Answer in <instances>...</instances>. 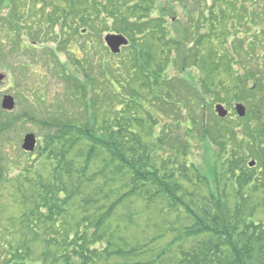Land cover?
<instances>
[{
    "label": "trees",
    "instance_id": "trees-1",
    "mask_svg": "<svg viewBox=\"0 0 264 264\" xmlns=\"http://www.w3.org/2000/svg\"><path fill=\"white\" fill-rule=\"evenodd\" d=\"M208 1L0 0V63L12 68L10 53L51 42V56L21 66L53 63L64 90L43 109L36 94L24 113L45 132L35 160L13 161L21 213L7 225L0 264H264V41L252 48L264 36L263 7ZM179 9L186 21L175 20ZM104 32L130 42L123 73ZM181 73L199 102L179 105L181 121L169 107L149 112L147 98L177 108L164 88ZM232 97L248 105L244 127L209 125L206 109L213 120L211 103ZM207 127L218 149L213 182L188 159L195 129Z\"/></svg>",
    "mask_w": 264,
    "mask_h": 264
},
{
    "label": "rangeland",
    "instance_id": "rangeland-1",
    "mask_svg": "<svg viewBox=\"0 0 264 264\" xmlns=\"http://www.w3.org/2000/svg\"><path fill=\"white\" fill-rule=\"evenodd\" d=\"M194 0H190V3L192 4ZM212 0H209L208 2L204 3V5L210 6ZM261 5L263 7L262 10H259V13L264 14V0H260ZM179 12L181 14H177V18L175 20H183V16L185 15V21H186V13L179 9ZM253 14H258V13H251ZM183 15V16H182ZM247 16V15H246ZM260 23L259 21H257ZM172 23V22H171ZM250 23H253V21ZM170 24V23H169ZM262 27L264 28V22H262ZM260 27V30H263V28ZM111 35H116L111 32H104L103 33V40L106 37L111 36ZM181 34H178L177 36H180ZM262 39H255L253 38L252 41V48H258L260 45H262V41H264V36H261ZM27 39L25 41L26 47H29L30 44L27 43ZM193 42L190 43V46L192 45ZM257 45V46H256ZM51 48H56L55 44L49 42L47 43V47H42L40 49H36V54H30L31 52L21 51V52H12L9 54L11 58H9V62L7 64L10 67L9 69L6 68L3 63H0V76L2 79L0 80V254L6 250V243H7V238H6V231H7V225H10L12 222H17L18 216L21 213L20 208L16 207L13 203V200L11 199L13 192V186L15 184V179L17 177V173H15L16 166L15 164L18 163V159H21L23 163H30L31 160H35L37 157V150L34 153H25L22 150V145H23V140L24 137L27 134H35L38 143L40 145V142L42 140V135L44 130L40 129V126H37L36 123H33L32 121L30 122L29 120L24 119V113L25 112H31V107H33V99L34 96H37L36 94H40L41 97L39 99H34V101L38 104V107L40 109H43L47 106H53L57 100H61V97L64 93L63 87L57 83L59 78L57 77L56 73H60L57 69L56 71V65L53 63L51 64V68L49 67L48 64V71L46 70L45 67H42L40 62V65L37 66H32L31 68L28 67H22L21 65H24V62L30 61L32 58H38L43 55L49 54L51 56ZM190 48V47H189ZM56 50V49H54ZM260 50V49H259ZM262 51V49H261ZM264 53V51H263ZM191 53H188L189 57L188 59L190 61H193L190 59L192 56H190ZM126 51L125 49L122 50V53L118 56H115V60L118 63L117 65L119 66L121 72H124V66L123 62H121L123 59L126 58ZM58 58L61 59L62 61L66 62L67 65L73 70H75V64L72 61H69L68 55L65 54H57ZM252 58H255V55H252ZM14 59V61H13ZM180 61V59H178ZM6 63V62H4ZM16 64V66H13L11 64ZM20 67L23 68V70H20ZM68 67V66H67ZM126 68H128L126 66ZM184 73H181L179 76H173L169 75V78L166 79L167 83H165V91L171 90L173 98L172 104L176 105L177 108L173 109L171 105H165L164 108L158 107L156 101L158 102L159 100H154L147 98L145 100V104L147 105L146 108L151 111H160L164 112L167 110V107L171 108L169 111L173 113H179V121H181L180 117V109L181 107L179 105H183L184 100L186 101H193L194 105L195 102H199L200 98L194 97L195 88L194 84L192 83L191 79L187 77V73L185 75H182ZM36 75L43 76V79L37 78ZM41 82H43L41 84ZM178 85L177 93L178 96H175V92L171 89L173 85ZM179 89H181L179 91ZM123 93V92H122ZM124 94V93H123ZM198 95V94H196ZM6 96L13 97L15 100V108L12 110V112L6 111L2 107V100ZM184 96L186 98H184ZM124 98V95H121L118 97L119 100H122ZM144 104V102H142ZM211 111H214L215 104L211 103ZM246 106L245 101L242 99H237V98H231L228 101L223 103V108L225 110L229 111V116L224 119L220 120L219 118L217 119L216 117L210 116V109H206L207 112V121L208 124L211 125L215 122V119H217L216 125L219 124V126L223 129L230 128L232 130L237 131L238 129H241L244 127V124L242 123L240 126H237L238 122H240V118L236 117V114L234 112V108L236 106ZM243 104V105H242ZM193 105V106H194ZM248 106V105H247ZM37 108V107H34ZM38 109V108H37ZM119 110L121 107L118 108ZM39 110V109H38ZM142 110V109H140ZM78 111V109L76 110ZM195 110L193 107L189 106L187 108V119L190 118H195L194 116ZM13 117H16L19 121L18 123H8V121ZM177 118V119H178ZM164 124V123H162ZM215 125V126H216ZM179 130L182 131L183 133V128L181 125H177ZM214 127V125H213ZM212 127H207L203 129H195V137L196 139L192 140V145L189 146L188 148V159L189 163H195L199 169V173L203 178H207L208 180H211L213 182V164L217 163V146L213 143V133L209 131V129ZM161 129V128H160ZM5 130L4 132H2ZM156 133H158V130H155ZM198 131V132H197ZM148 130L145 132L147 133ZM192 132H190L191 134ZM179 141H182L181 139ZM178 141V142H179ZM184 144L185 142L182 141ZM13 161H16L15 164H13ZM256 161L254 158L249 157L247 159V162H252ZM12 162V163H10ZM258 163V162H257ZM259 165V164H258ZM257 165V166H258ZM170 167V166H169ZM171 168V167H170ZM15 171V172H14ZM14 196V195H13ZM10 209V213L8 210ZM146 213H149L145 211ZM13 218H10L12 217ZM8 219H13L11 221H8ZM2 258L0 257V262H2Z\"/></svg>",
    "mask_w": 264,
    "mask_h": 264
},
{
    "label": "water",
    "instance_id": "water-1",
    "mask_svg": "<svg viewBox=\"0 0 264 264\" xmlns=\"http://www.w3.org/2000/svg\"><path fill=\"white\" fill-rule=\"evenodd\" d=\"M105 40L113 54L120 53V48L128 44V41L123 36H108ZM1 79L2 77L0 76V80ZM2 107L4 110L12 111L15 108L14 98L6 96L3 99ZM236 110L240 117L245 116L246 111L243 106H237ZM217 113L221 118H225L228 115V112L222 106L217 107ZM36 143L37 141L34 134L27 135L24 139L23 149L27 152H34L36 149ZM254 164L255 163L253 162L250 166H254Z\"/></svg>",
    "mask_w": 264,
    "mask_h": 264
},
{
    "label": "flooded vegetation",
    "instance_id": "flooded-vegetation-1",
    "mask_svg": "<svg viewBox=\"0 0 264 264\" xmlns=\"http://www.w3.org/2000/svg\"><path fill=\"white\" fill-rule=\"evenodd\" d=\"M257 53H261L260 50H258ZM249 55H250V51H249ZM257 55H259V54H257ZM261 57H262V56H260V55H259V56H256L255 58H252V56H249L248 61H251V59H252V60L256 59V62H258L259 60H261ZM250 58H251V59H250ZM254 62H255V60H254ZM252 66H253L254 71H258V70L255 68L254 64H252ZM258 74H261V73H258Z\"/></svg>",
    "mask_w": 264,
    "mask_h": 264
}]
</instances>
